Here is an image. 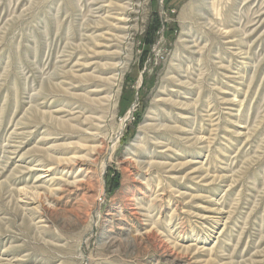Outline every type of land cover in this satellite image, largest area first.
Returning a JSON list of instances; mask_svg holds the SVG:
<instances>
[{
  "label": "rangeland",
  "instance_id": "1",
  "mask_svg": "<svg viewBox=\"0 0 264 264\" xmlns=\"http://www.w3.org/2000/svg\"><path fill=\"white\" fill-rule=\"evenodd\" d=\"M263 4L0 0V264H264Z\"/></svg>",
  "mask_w": 264,
  "mask_h": 264
},
{
  "label": "bare ground",
  "instance_id": "2",
  "mask_svg": "<svg viewBox=\"0 0 264 264\" xmlns=\"http://www.w3.org/2000/svg\"><path fill=\"white\" fill-rule=\"evenodd\" d=\"M264 5V4H263ZM102 6V5H101ZM104 7V6H103ZM100 9V8H99ZM130 18V17H129ZM120 19V18H119ZM123 19V18H122ZM125 19V18H124ZM118 22V21H117ZM225 30V29H224ZM230 33V32H229ZM121 35V34H120ZM107 37V36H106ZM125 38V37H124Z\"/></svg>",
  "mask_w": 264,
  "mask_h": 264
}]
</instances>
